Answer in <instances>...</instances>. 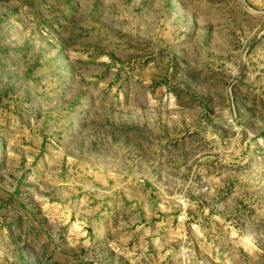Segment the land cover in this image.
I'll return each instance as SVG.
<instances>
[{"label": "rangeland", "instance_id": "374dc122", "mask_svg": "<svg viewBox=\"0 0 264 264\" xmlns=\"http://www.w3.org/2000/svg\"><path fill=\"white\" fill-rule=\"evenodd\" d=\"M0 264H264V0H0Z\"/></svg>", "mask_w": 264, "mask_h": 264}]
</instances>
